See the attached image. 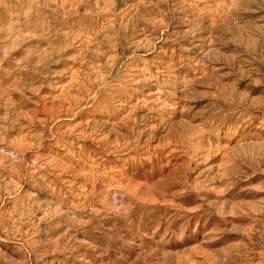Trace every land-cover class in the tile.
<instances>
[{
	"label": "rangeland",
	"instance_id": "374dc122",
	"mask_svg": "<svg viewBox=\"0 0 264 264\" xmlns=\"http://www.w3.org/2000/svg\"><path fill=\"white\" fill-rule=\"evenodd\" d=\"M0 264H264V0H0Z\"/></svg>",
	"mask_w": 264,
	"mask_h": 264
}]
</instances>
